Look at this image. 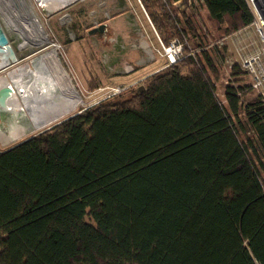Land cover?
Instances as JSON below:
<instances>
[{
    "label": "trees",
    "instance_id": "obj_1",
    "mask_svg": "<svg viewBox=\"0 0 264 264\" xmlns=\"http://www.w3.org/2000/svg\"><path fill=\"white\" fill-rule=\"evenodd\" d=\"M140 1L162 44L198 50L0 149V264H264V102L247 78L217 97L192 7ZM202 1L218 37L251 21Z\"/></svg>",
    "mask_w": 264,
    "mask_h": 264
},
{
    "label": "rangeland",
    "instance_id": "obj_2",
    "mask_svg": "<svg viewBox=\"0 0 264 264\" xmlns=\"http://www.w3.org/2000/svg\"><path fill=\"white\" fill-rule=\"evenodd\" d=\"M68 3L48 14L43 12V5L34 4L51 42L46 47L36 48L34 44L21 47L10 36L12 31L5 30L17 53L18 61L0 71V76L6 75L19 65L30 64V61L46 52L53 51L68 74L81 102L59 119L17 138L18 140L15 139L16 141L12 143L2 145L0 141L1 150L99 102L105 104L119 102L129 96V92L124 90L139 85L146 75L165 67V59L154 50L158 48L161 51V41L140 0H72ZM174 6L183 11H188L192 7L197 13L199 23L215 35V39L206 38L205 48H213L210 56L218 72L215 93L219 99H223L225 85H242L245 82L246 77L237 62L229 67L226 58L231 57V52L234 53L237 48L244 53L256 49L257 38L253 28L245 26L224 37H218L213 24L207 18L203 1L180 0ZM142 40L156 56L153 61L146 60L147 51L141 45ZM186 46L188 47V44L185 43L184 47ZM189 49L194 53L198 50ZM232 57L237 56L234 53ZM142 59L144 62L140 63ZM128 67L132 69L128 70ZM236 68L240 73L233 74ZM116 87H120L121 90L116 91ZM13 89L19 97L16 87L13 86ZM255 95L254 91H250L243 96V101L252 100ZM6 122L7 120L0 119V125L3 127ZM248 134L251 135L252 132Z\"/></svg>",
    "mask_w": 264,
    "mask_h": 264
},
{
    "label": "bare ground",
    "instance_id": "obj_3",
    "mask_svg": "<svg viewBox=\"0 0 264 264\" xmlns=\"http://www.w3.org/2000/svg\"><path fill=\"white\" fill-rule=\"evenodd\" d=\"M70 1L72 0H0V23L5 30L12 31L10 36L19 46L34 44L36 48L46 47L51 42L34 4L43 5V12L48 14ZM141 45L151 54L145 41L142 40ZM2 64L0 61L1 66ZM5 68L2 67L0 71ZM13 86L18 90L19 97ZM0 88L6 89L0 105V119L7 120L4 127L0 125L2 145L12 143L15 139L59 119L81 102L53 51L0 76Z\"/></svg>",
    "mask_w": 264,
    "mask_h": 264
},
{
    "label": "built area",
    "instance_id": "obj_4",
    "mask_svg": "<svg viewBox=\"0 0 264 264\" xmlns=\"http://www.w3.org/2000/svg\"><path fill=\"white\" fill-rule=\"evenodd\" d=\"M251 14V21L247 26H251L257 38V47L252 52H240L239 48L234 50L237 57L226 58L229 67L237 62L239 67L245 73L251 91H254L264 102V0H244ZM185 42L181 38L175 36L165 45L161 43V51L154 48L156 54L165 59L164 65L175 63L181 60L185 55H194V51L190 50L184 53ZM156 58L152 53L147 52V61H153ZM233 58L234 60H230ZM142 59L140 63H143ZM128 67V70H131ZM116 91L121 90L116 87Z\"/></svg>",
    "mask_w": 264,
    "mask_h": 264
},
{
    "label": "water",
    "instance_id": "obj_5",
    "mask_svg": "<svg viewBox=\"0 0 264 264\" xmlns=\"http://www.w3.org/2000/svg\"><path fill=\"white\" fill-rule=\"evenodd\" d=\"M0 61L3 62L2 66L0 65V69L2 67L7 68L18 61L17 53L13 48V46L11 45L9 38L6 34V31L4 29V26L1 23H0ZM5 91H6L5 88H0V105L3 102V96L5 94Z\"/></svg>",
    "mask_w": 264,
    "mask_h": 264
},
{
    "label": "crops",
    "instance_id": "obj_6",
    "mask_svg": "<svg viewBox=\"0 0 264 264\" xmlns=\"http://www.w3.org/2000/svg\"><path fill=\"white\" fill-rule=\"evenodd\" d=\"M180 0H178L177 2H179ZM202 1V0H201Z\"/></svg>",
    "mask_w": 264,
    "mask_h": 264
}]
</instances>
